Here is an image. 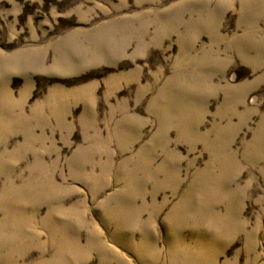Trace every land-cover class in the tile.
<instances>
[{
  "label": "rangeland",
  "instance_id": "rangeland-1",
  "mask_svg": "<svg viewBox=\"0 0 264 264\" xmlns=\"http://www.w3.org/2000/svg\"><path fill=\"white\" fill-rule=\"evenodd\" d=\"M0 264H264V0H0Z\"/></svg>",
  "mask_w": 264,
  "mask_h": 264
}]
</instances>
